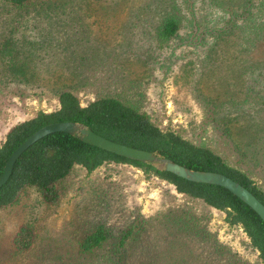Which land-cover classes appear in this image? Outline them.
Listing matches in <instances>:
<instances>
[{
    "label": "rangeland",
    "instance_id": "obj_1",
    "mask_svg": "<svg viewBox=\"0 0 264 264\" xmlns=\"http://www.w3.org/2000/svg\"><path fill=\"white\" fill-rule=\"evenodd\" d=\"M245 1L64 0L9 9L0 0V48L7 52L0 77L20 81L0 95V146L15 125L59 109L56 89L74 92L83 105L113 96L134 103L163 131L210 148L264 191V0ZM169 20L180 30L165 41L159 32ZM17 68L27 73L14 75ZM177 210L201 217L223 252L206 233L199 240L171 235L164 223ZM25 224L36 229V241L16 252L12 239ZM99 225L110 237L83 253L81 242ZM133 226L137 233L119 247ZM0 264L261 260L225 213L135 166L108 163L92 173L75 169L57 204L28 188L0 210Z\"/></svg>",
    "mask_w": 264,
    "mask_h": 264
},
{
    "label": "trees",
    "instance_id": "obj_2",
    "mask_svg": "<svg viewBox=\"0 0 264 264\" xmlns=\"http://www.w3.org/2000/svg\"><path fill=\"white\" fill-rule=\"evenodd\" d=\"M2 1L9 9H24L34 4L64 0ZM250 2L251 0L245 1L247 4ZM179 30L178 21L169 20L160 30L159 36L167 41L175 37ZM208 32L209 28L205 27L203 35L207 36ZM6 54V50L0 48V56L4 55L6 58ZM3 72L8 74L7 71ZM25 73H27L26 70L21 72L18 68L14 69V75L18 74L22 77ZM17 79L16 76L15 78L0 77V95L4 96L8 93V90H11L10 87L18 81ZM21 81L25 85L32 84L29 79ZM55 92L59 109L52 112H40L36 117L21 122L9 130L5 141L0 146V176L11 154L36 131L55 122H75L87 126L108 139L157 153L190 169L225 174L245 186L264 203V192L248 175L229 166L223 157L210 148L197 146L174 131H163L134 103L118 97L100 96L83 105L72 91L56 89ZM108 163L135 166L146 174L173 185L179 194L193 200H200L208 207L225 213L226 222L243 229L253 248L258 251L261 264H264L263 221L246 204L224 188L187 181L152 165L128 160L87 145L76 137L64 133L45 137L23 154L15 166L10 181L0 189V210L17 204L28 188H36L41 193L45 204H57L62 198L63 184L71 177L75 169L82 168L92 173ZM188 212L187 210L186 212L171 211L170 216L166 217L168 222L164 224L171 230L170 234L177 238L199 240L201 234L206 233L205 236L215 245L216 252H223L221 251L223 245L211 234L208 226L202 222V218ZM139 228L140 225L137 226V229ZM137 231L134 226L124 231L118 246L122 247ZM36 237L34 227L28 224L22 225L12 239V246L16 252H27L33 247ZM109 237L108 228L105 225H99L83 239L81 251L91 253L103 245Z\"/></svg>",
    "mask_w": 264,
    "mask_h": 264
},
{
    "label": "water",
    "instance_id": "obj_3",
    "mask_svg": "<svg viewBox=\"0 0 264 264\" xmlns=\"http://www.w3.org/2000/svg\"><path fill=\"white\" fill-rule=\"evenodd\" d=\"M56 133L68 134L76 137L78 140L87 145L102 149L128 160L152 165L159 170L166 171L193 183L208 184L224 188L253 210L264 223V203L260 201L249 189L229 176L217 172L190 169L169 158L158 155L157 153L135 148L108 139L97 134L87 126L75 122L51 123L42 127L32 134L26 141H24L11 154L6 162L4 172L0 176V189L10 181L14 173L15 166L23 154L40 140Z\"/></svg>",
    "mask_w": 264,
    "mask_h": 264
},
{
    "label": "crops",
    "instance_id": "obj_4",
    "mask_svg": "<svg viewBox=\"0 0 264 264\" xmlns=\"http://www.w3.org/2000/svg\"><path fill=\"white\" fill-rule=\"evenodd\" d=\"M253 180V179H252ZM254 181V180H253ZM263 183V182H262ZM257 185V184H256ZM264 192V191H263Z\"/></svg>",
    "mask_w": 264,
    "mask_h": 264
}]
</instances>
